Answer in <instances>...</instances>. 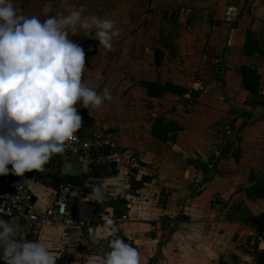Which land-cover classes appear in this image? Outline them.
Instances as JSON below:
<instances>
[{
  "label": "crops",
  "instance_id": "1",
  "mask_svg": "<svg viewBox=\"0 0 264 264\" xmlns=\"http://www.w3.org/2000/svg\"><path fill=\"white\" fill-rule=\"evenodd\" d=\"M13 3L42 18L44 0ZM67 3L113 19L119 29L113 50L102 48L94 34H69L84 49V79L98 92L107 86L112 96L99 109L77 106L80 131H99L123 145L138 167L132 174L128 164L71 175L64 163L75 158L61 156L48 160L30 183L39 211L52 205L64 181L82 185L84 195L70 210L87 220L111 219L115 232L105 224L79 229L52 220L37 228L2 218L18 238L48 240L57 263L66 257L82 264L91 254L101 259L108 241L120 237L138 249L140 264H259L264 0ZM94 186L102 189V201L90 198Z\"/></svg>",
  "mask_w": 264,
  "mask_h": 264
},
{
  "label": "clouds",
  "instance_id": "2",
  "mask_svg": "<svg viewBox=\"0 0 264 264\" xmlns=\"http://www.w3.org/2000/svg\"><path fill=\"white\" fill-rule=\"evenodd\" d=\"M54 6L63 11L53 12ZM41 14L26 15L13 0H0V175L42 170L75 139L83 122L77 106L99 109L112 99L107 86L98 92L84 79V49L69 34H94L102 48L113 50L119 37L116 21L67 0H44ZM90 198L102 201V189L94 186ZM105 225L116 231L111 219ZM140 260L136 247L115 237L101 259L91 254L82 264ZM0 264H57V257L48 240L18 238L17 228L0 217Z\"/></svg>",
  "mask_w": 264,
  "mask_h": 264
},
{
  "label": "built area",
  "instance_id": "3",
  "mask_svg": "<svg viewBox=\"0 0 264 264\" xmlns=\"http://www.w3.org/2000/svg\"><path fill=\"white\" fill-rule=\"evenodd\" d=\"M61 156L83 161L89 170L108 171L132 164L126 169V173L132 174V169L138 167L134 153L118 142H110L99 131L83 134L79 129L75 134V139L67 144L65 151L54 154L49 160ZM40 172L41 170L34 169L25 172L22 176L12 172L0 175V215L9 218L18 217L29 227L37 228L47 225L52 220L67 227L79 229H86L90 225L105 224L106 220L83 219L70 210V202L84 195V187L70 180L60 184L52 205L44 211H39L35 206V197L30 183L37 180ZM214 208L220 211L223 203L215 202Z\"/></svg>",
  "mask_w": 264,
  "mask_h": 264
},
{
  "label": "water",
  "instance_id": "4",
  "mask_svg": "<svg viewBox=\"0 0 264 264\" xmlns=\"http://www.w3.org/2000/svg\"><path fill=\"white\" fill-rule=\"evenodd\" d=\"M64 169L71 175H79L87 171V164L79 160H68L64 163Z\"/></svg>",
  "mask_w": 264,
  "mask_h": 264
},
{
  "label": "trees",
  "instance_id": "5",
  "mask_svg": "<svg viewBox=\"0 0 264 264\" xmlns=\"http://www.w3.org/2000/svg\"><path fill=\"white\" fill-rule=\"evenodd\" d=\"M0 217H3V215H0ZM263 223H264V217L255 218V224L260 231L264 230V224ZM57 264H69V260L66 257L61 258V259H59ZM259 264H264V258H259Z\"/></svg>",
  "mask_w": 264,
  "mask_h": 264
},
{
  "label": "rangeland",
  "instance_id": "6",
  "mask_svg": "<svg viewBox=\"0 0 264 264\" xmlns=\"http://www.w3.org/2000/svg\"><path fill=\"white\" fill-rule=\"evenodd\" d=\"M72 204H73V203H72V201H71V202H70V207H69L70 209H72V206H71Z\"/></svg>",
  "mask_w": 264,
  "mask_h": 264
}]
</instances>
